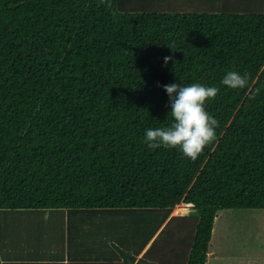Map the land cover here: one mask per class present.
Listing matches in <instances>:
<instances>
[{
  "label": "trees",
  "instance_id": "1",
  "mask_svg": "<svg viewBox=\"0 0 264 264\" xmlns=\"http://www.w3.org/2000/svg\"><path fill=\"white\" fill-rule=\"evenodd\" d=\"M210 6L0 0V208L191 202L196 216L167 221L190 219L186 264H205L218 209L264 208V7ZM229 71L248 85H223ZM171 83L219 89L217 139L195 160L144 140L172 122Z\"/></svg>",
  "mask_w": 264,
  "mask_h": 264
},
{
  "label": "rangeland",
  "instance_id": "2",
  "mask_svg": "<svg viewBox=\"0 0 264 264\" xmlns=\"http://www.w3.org/2000/svg\"><path fill=\"white\" fill-rule=\"evenodd\" d=\"M159 2L166 9L172 7L173 10L183 9L186 11L212 10L207 5L214 6V11L224 8L237 12L260 10L262 6L264 7V0H159ZM223 3L224 7H222ZM190 203L181 201L169 209L166 207L68 208L69 213L66 218L55 220L54 227H57L56 233L62 237L63 228H66L69 245L71 248L77 249L78 252H90L103 246L111 248V245L106 243L109 238L119 245L139 246L148 239L156 226L174 208L183 210L174 212V214H190L192 218L196 216L198 211L193 203ZM54 209L63 210V208ZM177 223L189 224L190 219L171 220L163 234L172 233V225ZM140 225H144V227H139ZM210 241L208 251H215L212 259L216 258L219 253H224L225 256H232V259H225V264H263L264 208L218 209ZM178 245L176 242L169 243L166 252L169 254L175 252ZM242 256H244V260Z\"/></svg>",
  "mask_w": 264,
  "mask_h": 264
},
{
  "label": "crops",
  "instance_id": "3",
  "mask_svg": "<svg viewBox=\"0 0 264 264\" xmlns=\"http://www.w3.org/2000/svg\"><path fill=\"white\" fill-rule=\"evenodd\" d=\"M67 209L0 208L1 263L58 264L62 262L63 264H134L143 256L148 248L149 253L144 257L141 264L187 263L192 239V225L177 223L172 225V233L163 234L164 229L169 224L167 221L172 216L188 215L174 214L175 211L173 210L175 208L167 213L163 221L156 226L148 239L143 241L141 245H119L112 238H109L106 240V243L111 245V248L103 246L98 249H93L90 252H78L77 249L71 248L66 237L65 227L63 228V237L56 233L57 227H54L56 224L55 220L66 218V215L69 213ZM141 226L144 227V225H140L139 227ZM169 241L170 243L176 242L179 244L175 252L170 254L166 252ZM116 246L126 251L128 255L123 257L116 249ZM153 249H155L154 252H151ZM214 254L215 251L213 250L207 252L205 264H225L226 258L228 260L232 259V256H225L223 255L224 253H219L216 258L212 259ZM233 262H235V259H233Z\"/></svg>",
  "mask_w": 264,
  "mask_h": 264
},
{
  "label": "clouds",
  "instance_id": "4",
  "mask_svg": "<svg viewBox=\"0 0 264 264\" xmlns=\"http://www.w3.org/2000/svg\"><path fill=\"white\" fill-rule=\"evenodd\" d=\"M169 46V45H168ZM173 51L172 46H169ZM172 56L164 57L167 65ZM175 63V61H174ZM247 73L229 71L221 83L229 88L243 89L248 85ZM157 86L159 82H157ZM169 97L172 122L169 126L148 128L144 140L148 147L178 148L182 154L192 160L198 158L203 149L217 139L216 128L219 121L205 109L207 100L214 99L219 93L215 86L192 83L184 86L181 83L162 85Z\"/></svg>",
  "mask_w": 264,
  "mask_h": 264
},
{
  "label": "bare ground",
  "instance_id": "5",
  "mask_svg": "<svg viewBox=\"0 0 264 264\" xmlns=\"http://www.w3.org/2000/svg\"><path fill=\"white\" fill-rule=\"evenodd\" d=\"M181 211H183L181 208H176V209H175V212H181ZM245 257H246V256H245ZM242 258H243V260H244V256H242ZM246 258H247V257H246ZM246 258H245V259H246Z\"/></svg>",
  "mask_w": 264,
  "mask_h": 264
}]
</instances>
